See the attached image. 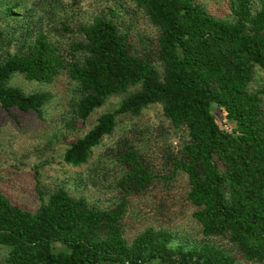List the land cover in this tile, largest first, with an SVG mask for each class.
I'll return each instance as SVG.
<instances>
[{"label":"trees","instance_id":"trees-1","mask_svg":"<svg viewBox=\"0 0 264 264\" xmlns=\"http://www.w3.org/2000/svg\"><path fill=\"white\" fill-rule=\"evenodd\" d=\"M42 1L55 12L63 1L76 7L83 0ZM133 3L156 31L148 48L136 47L105 15L79 25L71 35L80 39L68 50L54 40L68 32L65 22L54 28L55 38L51 31L20 37L13 52V41L6 40L0 56L3 110L41 115L51 100L48 92L11 85L15 76L49 85L65 74L75 86L73 115L80 122L120 97L113 112L100 114L68 145L66 164H86L118 118L133 120L149 106L161 107L167 126L156 135L131 129L109 149L114 199L107 208L56 186L39 191L32 212L0 188L4 264H264V87L251 89L257 72L264 74V5L253 9L251 0H229V20L215 17L199 0ZM212 103L234 124L230 131L218 124ZM179 176L186 178L183 201L203 244L173 246L169 232L152 226L128 236L132 199L150 193L169 198ZM213 239L229 243L234 254L208 241Z\"/></svg>","mask_w":264,"mask_h":264},{"label":"rangeland","instance_id":"rangeland-1","mask_svg":"<svg viewBox=\"0 0 264 264\" xmlns=\"http://www.w3.org/2000/svg\"><path fill=\"white\" fill-rule=\"evenodd\" d=\"M199 2L215 17L231 19L229 0ZM16 5L13 15L8 16L7 10ZM251 5L253 9H260L264 0H251ZM58 7V11L54 12L52 9L56 8L42 0H0V56H4L7 49V39L13 41L9 48L13 52L20 37H34L39 31H51L50 34L55 38L54 28L60 29L62 22L66 23L68 32H61L62 38L54 40L57 46L68 50L71 42L80 39L78 33H71L79 25L89 24L100 15L113 17L119 29L127 32L130 41L138 48L150 47L156 34L146 17L135 7L133 0H83L76 7L63 1ZM10 83L26 93L51 94V100L43 107L41 115L5 111L0 107V188L15 204L32 212L39 205V191L46 193L56 186L63 187L74 197H86L90 204L107 208L114 199V192L111 191L114 171L109 160V149L131 129H147V135H156L161 125L167 126L159 105L149 106L133 120L120 117L116 130L111 136L102 139L87 163L74 167L63 162V152L71 142L89 131L100 114L113 112L119 105L120 97L109 98L86 121L80 122L73 115L77 96L75 86L65 74H61L49 85L27 81L21 76H15ZM261 87H264V74L257 72L251 89ZM211 109L215 111L218 124L230 131L234 124L224 119L215 103L211 104ZM176 142L172 138V145ZM186 192V178L179 176L169 198H164V193L156 197L150 193L133 198L126 218L128 236L152 226L169 232L173 246L190 248L203 244L199 228L191 218L192 208L183 201ZM208 241L227 254H234L233 248L226 241ZM54 248L64 249L58 245ZM5 256L6 250L0 247V264H4Z\"/></svg>","mask_w":264,"mask_h":264}]
</instances>
